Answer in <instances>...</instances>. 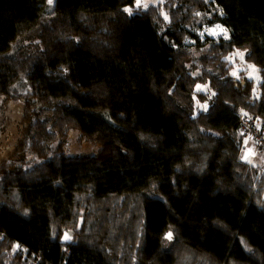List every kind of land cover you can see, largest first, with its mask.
<instances>
[{
	"label": "trees",
	"instance_id": "16d2710c",
	"mask_svg": "<svg viewBox=\"0 0 264 264\" xmlns=\"http://www.w3.org/2000/svg\"><path fill=\"white\" fill-rule=\"evenodd\" d=\"M0 98L46 158L0 167V264H264L238 115L264 119V0H0ZM74 130L100 153L67 156Z\"/></svg>",
	"mask_w": 264,
	"mask_h": 264
},
{
	"label": "rangeland",
	"instance_id": "374dc122",
	"mask_svg": "<svg viewBox=\"0 0 264 264\" xmlns=\"http://www.w3.org/2000/svg\"><path fill=\"white\" fill-rule=\"evenodd\" d=\"M165 0H140V8L150 4L163 5ZM54 0H51L53 4ZM138 6V5H137ZM134 13L135 11H131ZM212 17L205 14L202 17L203 26L198 30L201 39L210 38L218 41L229 40L230 30L220 22L210 24ZM219 26V27H217ZM193 43V41H189ZM240 61H238L239 63ZM248 69L249 78L259 80L257 68L247 62L244 58L234 70ZM24 117V102L12 101L0 98V167L5 168H32L46 160L30 150L21 151L19 143L22 137ZM63 151L67 156H96L101 151V145L97 142L89 141L80 130H74L66 137L63 144Z\"/></svg>",
	"mask_w": 264,
	"mask_h": 264
},
{
	"label": "built area",
	"instance_id": "2783aa9c",
	"mask_svg": "<svg viewBox=\"0 0 264 264\" xmlns=\"http://www.w3.org/2000/svg\"><path fill=\"white\" fill-rule=\"evenodd\" d=\"M238 115L244 140L242 159L264 169V119L245 108H241Z\"/></svg>",
	"mask_w": 264,
	"mask_h": 264
},
{
	"label": "snow or ice",
	"instance_id": "6c2138e0",
	"mask_svg": "<svg viewBox=\"0 0 264 264\" xmlns=\"http://www.w3.org/2000/svg\"><path fill=\"white\" fill-rule=\"evenodd\" d=\"M49 3H51V0H49ZM137 5L139 6L140 5V0H137ZM147 5H145V7H146ZM165 19H167V17H165ZM217 27H219V26H217ZM68 237H66V239H67ZM167 239H171L172 238V234L171 233H168L167 234V237H166Z\"/></svg>",
	"mask_w": 264,
	"mask_h": 264
}]
</instances>
